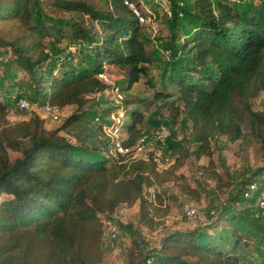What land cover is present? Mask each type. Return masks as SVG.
Returning a JSON list of instances; mask_svg holds the SVG:
<instances>
[{"label": "trees", "instance_id": "16d2710c", "mask_svg": "<svg viewBox=\"0 0 264 264\" xmlns=\"http://www.w3.org/2000/svg\"><path fill=\"white\" fill-rule=\"evenodd\" d=\"M29 1L0 0V20L24 27L12 38H0V45L8 47L27 74L39 104L77 108L47 129L34 111L8 121V105L0 100V264H98L99 215L134 200L137 221L144 227L163 214L155 206L158 194L150 200L142 189L169 180V171L157 169L152 149L145 157L112 154L102 125L118 107H82L88 95L110 86L97 77L100 71L108 75L109 65L123 70L124 89L147 72L149 57L139 25L149 15L142 12L146 20L139 23L123 0H48L51 9L68 17L34 16ZM192 3L196 12L186 14L180 35L173 34L177 42L170 44L168 76L163 68V86L168 83L172 90H154L153 97L164 100L176 94L190 121L186 141L193 144L195 157H210V139L216 134L230 141L246 134L256 137L264 154V103L251 108V99L264 91V0ZM61 42L74 50L65 59ZM86 50V64L77 65L74 59ZM173 107L175 120L179 103ZM123 108L129 119L122 141L129 145L141 134L142 118L140 111ZM7 149L19 154L9 158ZM220 213L228 224L218 231L170 232L159 246L164 253H142L130 264H264V238L244 251L242 228L232 222L235 210L222 207Z\"/></svg>", "mask_w": 264, "mask_h": 264}, {"label": "rangeland", "instance_id": "374dc122", "mask_svg": "<svg viewBox=\"0 0 264 264\" xmlns=\"http://www.w3.org/2000/svg\"><path fill=\"white\" fill-rule=\"evenodd\" d=\"M48 0H30L29 4L34 16L37 12L49 16L67 18L68 14L60 10H53L46 3ZM136 2L141 12L149 15L145 24L139 25L141 38L149 57L147 72L139 77L129 89H124L122 71L115 65H109V78L115 81L122 90L125 99L124 108L136 109L141 112L139 127L144 134L145 148H160L153 140L154 132L161 127L169 131L165 138L163 152L170 156V164L166 168L170 179L159 184L143 187V197L154 200L155 206L163 214L153 218L154 225L144 227L137 221L138 200L130 204L120 203L109 214H101L103 233L100 239L101 258L98 264H130L136 262L142 253L161 252L159 248L162 239L170 232H184L192 228L204 229L212 233L221 226L227 225L221 216L222 207H231L235 210L234 226H240V234L244 238L243 250L253 249L260 236L264 238V214L256 207L255 197L259 191L264 192V171L258 172L264 165V154L260 149V142L256 137L247 135L243 138L230 141L224 134H216L210 139L211 155L195 157L191 150L192 143L186 141L190 128V121L182 110L176 94L164 100L153 97V91L171 86L163 81V68L169 73L170 44H176L177 38L173 34H181L182 24L188 12L195 13L192 0H131ZM212 2L214 0H211ZM136 5V4H135ZM18 21L0 20V38H12L23 31L24 27ZM52 41L51 38H45ZM48 46V45H47ZM49 48V46H48ZM62 58L68 55L73 48L65 47L60 43ZM74 51V50H73ZM87 50L82 56L76 57L77 65H85ZM168 76V74H167ZM150 80V81H148ZM32 84L24 70L13 61L7 46L0 45V100L8 105L6 118L13 122L26 118L30 112H36L43 119V126L53 128L69 112L76 110V105L67 104L57 109L58 120H52L45 114L39 104V99H33ZM18 95L29 101L26 108H19L16 99ZM122 99V100H123ZM122 100H114L112 94L103 90L99 93L88 95L82 104L87 109L123 108ZM179 103V111L175 120L171 119L174 105ZM264 103V91H259L251 99V108L260 109ZM123 108V109H124ZM125 111V112H126ZM124 120L128 116L123 113ZM126 116H125V115ZM108 115L105 119L109 120ZM244 132L248 125L243 123ZM27 143V139H22ZM9 158L17 156V150L7 149ZM215 175L219 177H215ZM255 177L257 190L251 195H244V189L250 178ZM4 196L1 193L0 197ZM192 207V212L186 214L183 204ZM159 211L156 215L160 214ZM215 221L214 224L211 222ZM232 224V225H233ZM111 226L120 230V234L109 237L107 229ZM213 227L215 229L213 230ZM133 239L136 242H133Z\"/></svg>", "mask_w": 264, "mask_h": 264}, {"label": "built area", "instance_id": "2783aa9c", "mask_svg": "<svg viewBox=\"0 0 264 264\" xmlns=\"http://www.w3.org/2000/svg\"><path fill=\"white\" fill-rule=\"evenodd\" d=\"M123 3H125L134 13L139 23H142L144 20V16L142 15L141 10L135 5L134 2L131 0H123ZM97 77L101 78L102 80L109 82L110 86L105 88L104 90L107 92H110L114 98V100L120 101L122 99V90L120 86L113 80L109 78V75H107L105 72L100 71L97 73ZM102 92V91H101ZM99 93V92H96ZM17 106L19 108H26L29 105V101L24 98L23 96H18L16 99ZM42 111L47 114L44 116H48L52 120H58V115L56 113L57 108L53 106H49L47 104L41 105ZM111 118L109 120H105V123L102 125L103 131L109 136L112 145H111V152L112 154L120 153V154H129L130 157H145V151L147 149H152L153 151V159L157 163V169L162 170L166 169L168 165L170 164V156L167 155V152H163L162 148L165 149L164 146V140L169 135V131L165 127H161L158 130L154 132V138L153 140L156 141L160 148H145L144 144L146 142L144 134H140L137 138L134 139V141L129 144L125 145L122 141L123 138L126 136V131L124 128V123L126 120H124V116L122 114V110L119 109L116 113H110L109 115ZM257 184L256 181L250 180L249 183L246 185V188L244 189V195H251V192L256 191ZM258 191V190H257ZM255 203L256 207L261 210V212L264 214V192L259 191L256 195ZM183 211L186 214H190L192 212V207L184 203ZM107 234L109 237H115L120 234V230L115 228L114 226H111L107 229Z\"/></svg>", "mask_w": 264, "mask_h": 264}]
</instances>
